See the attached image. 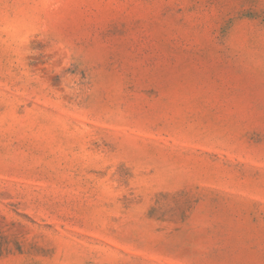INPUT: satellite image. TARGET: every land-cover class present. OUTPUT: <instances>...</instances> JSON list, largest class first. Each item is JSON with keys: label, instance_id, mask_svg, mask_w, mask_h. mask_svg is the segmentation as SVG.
<instances>
[{"label": "rangeland", "instance_id": "rangeland-1", "mask_svg": "<svg viewBox=\"0 0 264 264\" xmlns=\"http://www.w3.org/2000/svg\"><path fill=\"white\" fill-rule=\"evenodd\" d=\"M0 264H264V0H0Z\"/></svg>", "mask_w": 264, "mask_h": 264}]
</instances>
